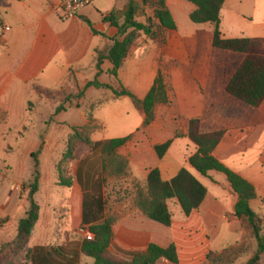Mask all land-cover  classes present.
Here are the masks:
<instances>
[{"label":"crops","instance_id":"obj_1","mask_svg":"<svg viewBox=\"0 0 264 264\" xmlns=\"http://www.w3.org/2000/svg\"><path fill=\"white\" fill-rule=\"evenodd\" d=\"M167 5L177 30L167 32L166 43L162 46L149 41L145 36L138 40L119 72V80L140 100L147 97L160 73L170 79L176 91L178 112L184 123V137L165 138L166 134H171V126L169 122L160 126L166 133L157 136L162 140L158 138L156 146L169 140L174 142L164 159L160 160L156 155L148 175L157 168L164 181H171L181 169H187L203 185L204 181L210 182L211 188L204 185L208 189L207 199L190 218H186L179 207L178 213L172 214L171 228L145 217L122 215L116 218L109 251L114 256L130 261L135 254L146 252L151 244L164 248L175 244L179 264H201L205 260L206 249L203 246L198 249L192 242H200L208 248L210 243L206 236L221 222H227L233 217L238 197L224 175L211 172L208 178L202 177L203 181L191 170L193 168L189 159L197 153V148L188 139L189 121L199 119L203 133L226 131L214 156L255 186L257 199L251 204L253 210L257 206L264 209V151L258 164L239 160L238 152L244 137L242 129L228 125L227 120L223 122L224 125L218 121L222 120V115L231 120L229 116L233 112L229 109H216L210 102H206L217 77L213 26L192 23L190 16L196 7L185 0H167ZM131 6L135 22L147 25L149 20L154 19V10L145 5V0H98L92 7L82 10L68 21L63 20V12L56 9L54 0H5L0 9V177L12 184L20 181L21 185L15 186L18 199L12 197L0 207L1 240L12 242L17 238L19 221L28 207L27 201L20 198V190L26 182L34 179L35 163L29 178L25 175L26 167L20 163L25 159L33 160L32 156L42 146V156L46 155L47 149L58 145L57 141H60L55 142L46 130H51L56 124H67L71 128L87 126L90 122L86 117V107L102 98H107L109 102L93 114L99 128L91 137L96 145L106 140L133 136L143 129L145 118L135 109L131 99H115L111 91L96 88L86 91L84 100L79 104L80 109H77L80 112L78 118L59 120L63 114L68 113L64 111L55 117L56 121L50 126L29 122L30 105L39 99L34 89L36 87L58 91L65 88L72 78L80 90L95 80L103 85H114L113 78L108 75L113 65L105 61L100 72L95 52L112 45L110 40L119 34L114 22L123 26ZM221 32L228 40L264 41V0H227L221 12ZM244 59L238 61L227 85ZM129 103L143 119L138 127L129 128L120 116L122 108H129ZM105 109H109V120L122 123L112 134H107L108 120L101 116ZM257 109L264 116V103ZM220 124L224 127L218 129ZM155 126L154 123L148 128ZM10 140L14 141L9 143ZM27 141L29 143L24 145ZM177 142H189L196 148L195 153L184 163L173 153ZM256 152L258 154V147L253 150V153ZM4 169H7L5 177L2 176ZM102 171L101 153L95 148L77 165L76 181L72 188L56 186L53 189L47 204L49 220L44 224L41 205L40 219L29 243L33 251L32 264H94V260L82 253L85 239L80 232H89L94 224L110 219L105 188L100 182ZM17 173H22L24 178H17ZM60 207H68L69 212L61 229H58L55 214ZM185 238L192 245L184 246Z\"/></svg>","mask_w":264,"mask_h":264},{"label":"trees","instance_id":"obj_2","mask_svg":"<svg viewBox=\"0 0 264 264\" xmlns=\"http://www.w3.org/2000/svg\"><path fill=\"white\" fill-rule=\"evenodd\" d=\"M193 4L196 10L190 19L196 25L210 24L214 28L213 48L218 51L241 54L245 56L243 63L237 69L226 87V93L232 98L253 108H260L264 103V41L262 39H225L221 32V12L227 0H185ZM5 0H0V9ZM145 5L154 10V19L147 25H142L134 20V10L131 6L125 18V24L119 26L116 38L111 39V46L99 49L95 52L97 69L101 72V66L105 61L111 62L113 70L108 75L113 78L114 85H103L98 80L89 83L83 90L78 89L76 80L72 78L63 95H67V101L73 97L83 99L90 88L104 89L112 92L115 99L128 97L132 100L135 109L144 116L143 128L147 129L155 121V109L159 105L170 104V86L166 82V76L159 74L153 88L144 100L138 99L119 80V72L128 58L132 47L145 36L149 41L162 46L166 43L167 32L176 31L177 24L168 8L167 0H145ZM90 26L92 24L87 21ZM132 30L131 32H129ZM97 34L96 32H94ZM103 37L107 38L105 35ZM99 76V75H98ZM41 88H34L39 97L45 96L52 99L56 92ZM78 90V94H73ZM107 98H102L90 105L88 112L89 124L85 127H72V135L67 144V150L63 156V169L59 170V186L72 188L74 177L71 174L69 164L77 160L78 149L85 145L91 150L98 148L101 153L103 172L112 176L125 173L127 162L121 158L118 151L125 147L132 136L106 140L99 144L92 141V135L99 129L93 119L94 112L108 103ZM80 109V106H77ZM64 106L60 105L55 115L64 112ZM226 131L212 133L202 132V123L199 119H193L188 124V139L197 148V153L189 159L190 166L202 177L208 178L211 172L224 175L233 191L238 197L234 217L242 221L246 230L250 233V241L255 243V251L252 258L246 264H261L264 256V235L258 214L252 209V202L257 199V190L253 184L223 165L214 153L222 143ZM181 136L176 134L175 139ZM174 140L155 147L156 155L160 160L164 159L173 145ZM40 150L32 156L34 160L35 176L30 184L28 195V207L24 216L19 221L18 236L4 249L8 251V259L4 264H32V249L29 243L34 236V231L40 219V205L36 199L41 174L39 171L38 156ZM208 196V189L187 169L181 171L171 181H164L159 169L152 170L147 177V189L137 197V205L141 213L150 221L171 228L173 215L169 208V202L176 201L186 218L198 211ZM114 220L107 219L94 224L89 232L95 238L92 241L84 240L82 253L85 257L94 260V264H161L167 261L170 264H179V254L175 244L164 248L157 244H151L146 252H139L130 261L123 260L110 253L109 248L113 240ZM252 246L247 241L230 247L221 253H210L205 264H234L242 256L251 252ZM1 264V263H0Z\"/></svg>","mask_w":264,"mask_h":264},{"label":"rangeland","instance_id":"obj_3","mask_svg":"<svg viewBox=\"0 0 264 264\" xmlns=\"http://www.w3.org/2000/svg\"><path fill=\"white\" fill-rule=\"evenodd\" d=\"M215 59L217 61V77L214 80V88L210 96H207L206 102L214 105L216 109H229L231 110L232 115L227 119V116H220L222 120H218L219 123H223L227 120L228 125H235L238 128L242 129L244 137L243 141L240 144V150L238 152L239 160L245 159L249 164H252L253 161L255 164H258L261 153L264 151V116L260 113L257 108L250 107L246 104L241 103L240 101L232 98L226 93V85L230 78V75L235 71L238 65V61H242L245 56L241 54L228 53L224 51H214ZM166 82L170 86V104L169 105H159L155 109V121L152 124H156L153 128H147L140 130L137 134L132 136L131 141L122 149L118 151V154L127 162V168L125 173L112 176L110 174H105L102 171L100 176V182L105 188V198L107 206L110 210V219L116 220V218H121L123 216H139L145 217L137 205V197L141 192H145L147 189V177L148 171L152 165V161L155 160V146L158 144V140L161 139L157 137L161 134L166 133L165 129L160 126L163 123L169 122L171 126V134H164L169 137H175L176 134H179L183 138L184 123L178 112V99L176 91L172 86V83L168 77H166ZM192 83V81H191ZM63 91L56 92L53 94L52 99L41 96L38 100L34 101L30 105V120L29 122L35 124H46L48 126L54 124L56 121L55 115L57 108L60 105L64 106L65 111H68L67 114H63L59 120H68L71 118H78L80 112L77 110V106L84 99H77L73 97L71 102L67 101L68 96L63 95ZM68 92V91H67ZM78 90H74L73 94H78ZM198 99V98H197ZM196 99V100H197ZM195 100V101H196ZM193 101V100H192ZM188 102V101H187ZM94 102H92L93 104ZM91 104H88L86 107L85 113L88 118V112L91 110ZM109 109H105L101 112V116H104L108 120L107 134H112L115 131V128L119 127L122 123L117 120H109L107 117L109 115ZM122 116V121L124 124L129 126V128L138 127L143 122L142 117L137 113L132 104L129 103V108H122L120 112ZM114 120V122L112 121ZM117 121V122H116ZM151 124V125H152ZM224 125V123H223ZM38 127V126H37ZM222 124L217 126V128H223ZM37 131V130H36ZM47 135H51L52 139L57 140L58 145L50 146L46 155L42 156V151L38 156L39 161V171L41 174L40 179V188L39 193L36 197L40 209L41 205L43 206V221L44 224L47 223L48 211L47 208L48 199L51 197L53 189L59 187V170L63 169V156L67 150V144L70 136L72 135V128L67 125H53L51 130H46ZM159 138V139H158ZM179 138V139H180ZM162 140V139H161ZM14 140H10L9 143ZM52 142H54L52 140ZM28 141L23 143L26 145ZM258 147V154L253 153L254 148ZM196 148L191 145V143L177 142V145L174 148L173 153L180 157L181 162H186L191 155L195 153ZM256 151V150H255ZM93 150L88 146H81L77 151V160L69 164L71 169V174L74 177V182L76 181V169L79 162L88 157ZM0 155H1V146H0ZM168 155V154H167ZM166 155V156H167ZM264 155V153L262 154ZM165 156V157H166ZM33 160H24L22 166L26 167V173L29 178L30 171L33 170ZM2 162H0V166ZM103 165V164H102ZM7 169H4L2 176L5 177V172ZM198 178L202 179V176L197 173L194 169H191ZM17 178H24L22 173H17ZM31 177V176H30ZM34 179L26 182L20 190V198L24 201H27L28 195L30 192V184ZM204 181V180H203ZM21 185L20 181L12 184L6 178L0 177V207L3 203L12 197L18 199L19 194L15 191V186ZM204 185H207L211 188L210 182L204 181ZM28 205V201H27ZM169 208L172 214L176 215L178 213L179 205L176 201L169 202ZM261 221V226L264 235V209L259 206L254 210ZM69 212L68 207H60L57 209L55 214L57 228L61 229L62 222L67 218ZM41 214V211H40ZM229 217V216H228ZM137 218V217H136ZM146 218V217H145ZM43 224V225H44ZM115 224V222H114ZM59 234V231H56ZM87 230H81L80 234L85 238ZM209 241V246L204 247L200 242H192L193 245H196V248L203 246V249H206L204 252L205 260L201 264H205L207 257L210 253H221L224 250L239 245L245 241L251 244V252L247 255L241 257L240 260L234 264H246L253 256L255 251V243L250 241V233L246 230L242 221L235 219L234 214L232 218H229L227 222H221V224L215 227L209 232V235L206 236ZM186 239V238H185ZM10 242H5L0 238V263L4 264L8 259V251L4 249V246H7ZM184 246L190 245L189 240L184 241ZM192 245V244H191ZM261 264H264V256Z\"/></svg>","mask_w":264,"mask_h":264},{"label":"built area","instance_id":"obj_4","mask_svg":"<svg viewBox=\"0 0 264 264\" xmlns=\"http://www.w3.org/2000/svg\"><path fill=\"white\" fill-rule=\"evenodd\" d=\"M55 7L63 12V20L68 21L77 16L82 10L92 7L98 0H54ZM86 240L92 241L95 236L87 232L85 235ZM161 264H168L167 261H163Z\"/></svg>","mask_w":264,"mask_h":264}]
</instances>
